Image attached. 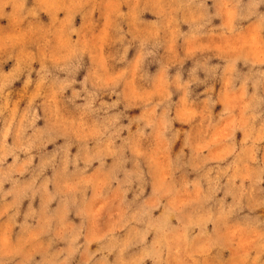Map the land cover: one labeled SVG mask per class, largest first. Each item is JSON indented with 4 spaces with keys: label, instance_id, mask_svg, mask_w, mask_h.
<instances>
[{
    "label": "clouds",
    "instance_id": "1",
    "mask_svg": "<svg viewBox=\"0 0 264 264\" xmlns=\"http://www.w3.org/2000/svg\"><path fill=\"white\" fill-rule=\"evenodd\" d=\"M0 264H264V0H0Z\"/></svg>",
    "mask_w": 264,
    "mask_h": 264
}]
</instances>
